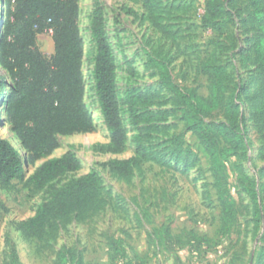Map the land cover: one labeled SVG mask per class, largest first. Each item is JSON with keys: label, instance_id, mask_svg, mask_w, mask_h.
<instances>
[{"label": "rangeland", "instance_id": "374dc122", "mask_svg": "<svg viewBox=\"0 0 264 264\" xmlns=\"http://www.w3.org/2000/svg\"><path fill=\"white\" fill-rule=\"evenodd\" d=\"M95 1L103 9L104 28L117 65L119 95H138L140 111L153 114L149 122L138 124L143 128L141 142L148 156L128 176L101 165L112 158L134 155L133 138L138 130L127 113L123 114L127 129L124 149L116 154L93 150L109 142L93 88L95 49L89 22ZM160 1L161 16L158 23H153L126 12L132 8L142 13L140 0H79L84 101L93 129L59 136L58 147L28 166L26 173L46 159L72 149L80 167L56 186L94 170L102 181L100 202L97 207L51 222L41 238L25 237L18 223L33 214L47 192L31 194L15 180L13 189L0 188V204L4 206L0 208V264H11L12 253L22 264H58L59 251H66V264H74L79 258L84 264L255 263L264 224L261 221L255 233L252 202L245 188L253 187L264 205V124L253 116L252 108V98L258 90L252 51L256 35L251 22L253 8L248 0H216L222 3V17L211 21L208 0ZM50 38L48 33L38 36V46L46 54L53 51ZM151 57L167 58L173 81L204 97L209 93L208 77L202 67L206 61L225 65L229 74L226 94L242 87L244 149L236 150L226 162V189L237 211L228 232L219 228L220 206L207 154L174 111L173 93L160 84L158 72L149 63ZM4 88L1 87L3 91ZM205 119L227 121L223 107ZM0 134L11 141L15 152L21 151L10 125L0 123ZM111 239L121 242L118 249L112 246Z\"/></svg>", "mask_w": 264, "mask_h": 264}, {"label": "trees", "instance_id": "16d2710c", "mask_svg": "<svg viewBox=\"0 0 264 264\" xmlns=\"http://www.w3.org/2000/svg\"><path fill=\"white\" fill-rule=\"evenodd\" d=\"M215 1L208 0L211 21L222 17V3ZM248 1L253 8L251 22L256 27L252 51L258 90L252 98L253 116L264 124V5L262 0ZM140 2L142 13L132 8H127L126 12L158 23L161 1ZM0 7V100L4 98V122L10 125L21 146V151L15 152L11 141L0 134V188L5 191L13 189L15 180L31 194L47 192L33 214L18 223V229L25 237L41 238L51 222L97 207L100 202L102 181L94 170L56 186L68 173L80 167L72 149L46 159L29 174L26 173L28 166H33L58 147L59 136L87 133L93 129V119L84 101V42L79 29V0H0ZM89 31L95 49L92 68L94 93L103 123L109 131L108 144L93 147V150L116 154L124 149L127 129L123 114L127 113L138 130L133 138L134 155L112 158L101 165L118 175L128 176L148 156L141 142L143 128L138 124L149 122L153 114L140 111L138 95L127 93L122 98L118 93L117 65L105 32L103 9L98 1L94 3ZM44 33L50 34L53 43L51 54L44 53L38 46L37 37ZM168 62L164 57L149 59L158 72L160 84L173 93L174 111L179 113L186 129L197 137L207 154L220 206L219 228L223 233L228 232L236 221L237 211L226 189V162L236 150L244 149L242 131L245 118L240 109L242 87L226 94L229 74L225 65L206 61L202 67L208 77L209 93L201 96L173 81ZM220 107H223L227 121H206L207 115ZM245 190L252 202L257 233L261 221L264 224V205L253 187L247 186ZM0 208L4 206L0 204ZM260 240L262 245L254 264H264V230ZM110 241L115 249L119 248L120 241ZM121 253L124 256L122 249ZM11 256V264H22L14 253ZM57 259L58 264H66V251H59ZM74 264L84 263L79 258Z\"/></svg>", "mask_w": 264, "mask_h": 264}, {"label": "bare ground", "instance_id": "6f19581e", "mask_svg": "<svg viewBox=\"0 0 264 264\" xmlns=\"http://www.w3.org/2000/svg\"><path fill=\"white\" fill-rule=\"evenodd\" d=\"M3 102H4V98H3V100H1V104H2V108H1V111H0V120H1V123H5L4 122V108H3ZM13 133V132H12ZM15 137V136H14ZM16 139V138H15ZM17 140V139H16Z\"/></svg>", "mask_w": 264, "mask_h": 264}, {"label": "crops", "instance_id": "0c3cea01", "mask_svg": "<svg viewBox=\"0 0 264 264\" xmlns=\"http://www.w3.org/2000/svg\"><path fill=\"white\" fill-rule=\"evenodd\" d=\"M40 35H43V34H40ZM48 35L50 36V34L48 33ZM39 36V35H38ZM51 39V38H50ZM37 41H38V37H37ZM52 41V40H51ZM52 45H53V43H52ZM53 52V51H52Z\"/></svg>", "mask_w": 264, "mask_h": 264}, {"label": "water", "instance_id": "95a60500", "mask_svg": "<svg viewBox=\"0 0 264 264\" xmlns=\"http://www.w3.org/2000/svg\"><path fill=\"white\" fill-rule=\"evenodd\" d=\"M0 105H1V100H0ZM1 121V120H0ZM1 123V122H0Z\"/></svg>", "mask_w": 264, "mask_h": 264}]
</instances>
